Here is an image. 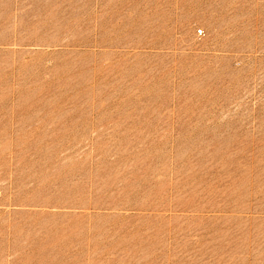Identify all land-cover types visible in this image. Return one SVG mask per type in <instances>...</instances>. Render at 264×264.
I'll use <instances>...</instances> for the list:
<instances>
[{"label": "rangeland", "instance_id": "1", "mask_svg": "<svg viewBox=\"0 0 264 264\" xmlns=\"http://www.w3.org/2000/svg\"><path fill=\"white\" fill-rule=\"evenodd\" d=\"M0 264H264V0H0Z\"/></svg>", "mask_w": 264, "mask_h": 264}, {"label": "built area", "instance_id": "2", "mask_svg": "<svg viewBox=\"0 0 264 264\" xmlns=\"http://www.w3.org/2000/svg\"><path fill=\"white\" fill-rule=\"evenodd\" d=\"M198 33L200 34V33H201V31H198Z\"/></svg>", "mask_w": 264, "mask_h": 264}]
</instances>
